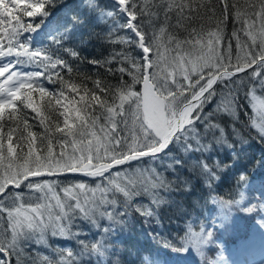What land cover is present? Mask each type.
<instances>
[{"label":"snow or ice","instance_id":"obj_1","mask_svg":"<svg viewBox=\"0 0 264 264\" xmlns=\"http://www.w3.org/2000/svg\"><path fill=\"white\" fill-rule=\"evenodd\" d=\"M85 28L107 55H81ZM242 100L264 141V0H0V264H158L118 238L135 223L203 257V224L160 231L166 194L191 191L186 171L221 182L213 154L240 153L218 117L238 120ZM220 203L214 225L237 207L264 227V192Z\"/></svg>","mask_w":264,"mask_h":264},{"label":"trees","instance_id":"obj_2","mask_svg":"<svg viewBox=\"0 0 264 264\" xmlns=\"http://www.w3.org/2000/svg\"><path fill=\"white\" fill-rule=\"evenodd\" d=\"M72 3L73 0H68ZM243 3V0H241ZM104 28L103 24L97 25L94 31L100 33ZM232 25L229 23L228 31L231 32ZM82 37L87 40L83 47L81 55L88 58H100L107 55L108 45L101 42L100 39L93 36L89 38L88 28L81 30ZM85 68L94 71L92 66L85 64ZM101 71H103L101 69ZM112 83L116 81L112 77H108ZM125 79H128L125 77ZM56 88L57 84H47V87ZM139 88V86H137ZM260 95V93H257ZM243 96V94H242ZM30 115H34L30 110H25ZM254 113L247 100H242L239 109V119L233 118L226 114H221L218 119L225 127L228 133V140L235 144V150L240 153L238 158L233 157L227 148L218 149L214 154V158L219 159L222 164L230 165L225 171L221 172V182L215 184L213 189L204 186L203 181L192 173L185 172V175L192 181L191 191H184L180 188L171 192L169 198L173 203L167 207L164 219V229L160 231L165 235L171 233L173 237L176 231L182 228L185 221H196L195 229L198 230L199 225L203 224L205 228L212 232V240L205 249V254L201 257L193 252L192 254L173 251L171 247H165L159 240H153L147 235L150 231L148 226L141 223H135L130 226V230H126L119 234V239L123 242L125 248L147 249L145 254H151L158 261V264H206L207 260L227 261L230 264H264V227H261L259 220L262 214L248 215L239 208L231 209V220L227 227H220L216 221L217 215L221 213V200H231L234 196L239 199L242 193L247 199H251L253 205H259L262 192H264V167H260L258 162L264 161V141L261 140L259 134L254 128L249 127L250 121ZM36 123V121H30ZM235 127L240 130L241 136L245 141L243 150L241 151V137H234L232 129ZM40 131L39 128L36 129ZM243 174L246 182H241L237 188L238 177ZM86 179V178H84ZM140 199L147 200L146 197ZM173 222H169V219ZM87 230V226H84ZM183 234L182 232L180 233ZM251 243L253 247L248 251H244L245 258L242 263L238 258H234L240 241ZM50 243L56 246H71L75 244L62 239L50 238ZM35 247V245H33ZM42 252L46 249L41 248Z\"/></svg>","mask_w":264,"mask_h":264},{"label":"rangeland","instance_id":"obj_3","mask_svg":"<svg viewBox=\"0 0 264 264\" xmlns=\"http://www.w3.org/2000/svg\"><path fill=\"white\" fill-rule=\"evenodd\" d=\"M58 85V84H57ZM49 89H52V90H55V89H57L54 85H52V87L50 88V87H48ZM177 252V251H176ZM196 253V252H195Z\"/></svg>","mask_w":264,"mask_h":264}]
</instances>
